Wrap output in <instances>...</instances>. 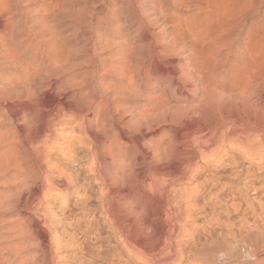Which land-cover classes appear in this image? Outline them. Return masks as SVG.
I'll list each match as a JSON object with an SVG mask.
<instances>
[{
  "label": "bare ground",
  "instance_id": "6f19581e",
  "mask_svg": "<svg viewBox=\"0 0 264 264\" xmlns=\"http://www.w3.org/2000/svg\"><path fill=\"white\" fill-rule=\"evenodd\" d=\"M213 259L264 264V0H0V264Z\"/></svg>",
  "mask_w": 264,
  "mask_h": 264
},
{
  "label": "rangeland",
  "instance_id": "374dc122",
  "mask_svg": "<svg viewBox=\"0 0 264 264\" xmlns=\"http://www.w3.org/2000/svg\"><path fill=\"white\" fill-rule=\"evenodd\" d=\"M126 102H127V104H129V105H133V101H132V100L127 99ZM144 137H145V136H144ZM227 172H228V171H227ZM227 172H224V173H225V176H226V174H227V175L230 174L229 172H228V173H227ZM226 178H227V177H225V178L223 179L224 182H225V181H228V179H226ZM227 190H228V189H227ZM227 190L224 188L223 190H221L222 192H221V191H216V192H215V193H216V196H219V195H220V196L218 197L220 200H222L223 202L225 201L224 203L221 201L222 204H223V206H224L225 204H230V203H231V202H230V201H231L230 198H231V195H232V194H230L231 192H230L229 190H228L229 192H227ZM224 191H225V192H224ZM215 193H214V194H215ZM217 193H218V194H217ZM226 193H227V194H226ZM249 193H250V194H249ZM249 193H248V195H249V196L251 195L250 197H252V196H253V194H251L252 192H249ZM229 194H230V195H229ZM226 195H227V196H226ZM221 196H222V197H221ZM220 197H221V198H224V200L221 199ZM226 198H227V200H226ZM226 201H227V202H226ZM222 204H221V205H222ZM219 205H220V204L218 203V206H219ZM221 205H220V206H221ZM212 206H213L212 204L209 205V209L207 210V212H208L209 210L211 211V212L209 211V213L211 214V216L209 215V216L211 217V218L209 217V219H210V230H211V232L213 233V232H215V231L217 232L216 228L219 226V224L216 223L215 221L219 222V219L222 218V217H221L222 215L219 214V212H218L219 215L215 214V215H216V216H215V215L212 213V210H211V209H213L215 206H214V207H212ZM218 206H216V207H218ZM210 207H211V208H210ZM218 209H219V208H218ZM207 214H208V213H207ZM217 216H218V220H215V219H217V218H216ZM233 219H236V217L234 216ZM213 220H215V221H214L215 224H214ZM211 222H213V223L211 224ZM217 224H218V225H217ZM211 227L213 228L214 231L212 230ZM214 227H216V228L214 229ZM217 229H218V228H217ZM216 232L214 233V235L216 234ZM213 239L216 240L217 237H214ZM213 239H212V240H213ZM209 258H210V257H209ZM213 260L216 261V259H213ZM249 261H250V260H249ZM240 262H241V263H240ZM223 263H224V264H234V262H233V263L223 262ZM223 263H222V262H219V261H218V262L216 261L215 264H223ZM237 263H238V264H242L243 261L241 260V261H239V262H237ZM237 263H236V264H237ZM210 264H213V263L210 262Z\"/></svg>",
  "mask_w": 264,
  "mask_h": 264
}]
</instances>
